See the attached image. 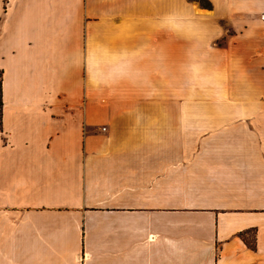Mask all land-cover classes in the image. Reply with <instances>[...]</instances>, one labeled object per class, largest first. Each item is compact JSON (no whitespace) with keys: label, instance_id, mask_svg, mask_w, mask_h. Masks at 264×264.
I'll return each mask as SVG.
<instances>
[{"label":"crops","instance_id":"1","mask_svg":"<svg viewBox=\"0 0 264 264\" xmlns=\"http://www.w3.org/2000/svg\"><path fill=\"white\" fill-rule=\"evenodd\" d=\"M158 13L0 0V264H264V118L161 100L196 28Z\"/></svg>","mask_w":264,"mask_h":264},{"label":"rangeland","instance_id":"2","mask_svg":"<svg viewBox=\"0 0 264 264\" xmlns=\"http://www.w3.org/2000/svg\"><path fill=\"white\" fill-rule=\"evenodd\" d=\"M120 1L139 4V21L167 16L158 11L170 6L176 10V21L186 20L196 28L192 32L191 75L177 78L175 91L162 94L161 100L190 101L193 117L264 118V26L257 24L263 19L259 16L264 12V0ZM240 8L258 17L240 12ZM190 9L193 15L187 13Z\"/></svg>","mask_w":264,"mask_h":264},{"label":"trees","instance_id":"3","mask_svg":"<svg viewBox=\"0 0 264 264\" xmlns=\"http://www.w3.org/2000/svg\"><path fill=\"white\" fill-rule=\"evenodd\" d=\"M2 85H3V72L0 71V132L2 131V112H3V90H2Z\"/></svg>","mask_w":264,"mask_h":264},{"label":"bare ground","instance_id":"4","mask_svg":"<svg viewBox=\"0 0 264 264\" xmlns=\"http://www.w3.org/2000/svg\"><path fill=\"white\" fill-rule=\"evenodd\" d=\"M263 19H264V17H263Z\"/></svg>","mask_w":264,"mask_h":264}]
</instances>
